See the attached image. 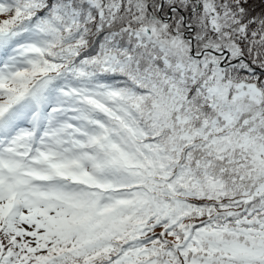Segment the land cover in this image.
I'll list each match as a JSON object with an SVG mask.
<instances>
[{
  "label": "snow or ice",
  "instance_id": "obj_1",
  "mask_svg": "<svg viewBox=\"0 0 264 264\" xmlns=\"http://www.w3.org/2000/svg\"><path fill=\"white\" fill-rule=\"evenodd\" d=\"M0 264H264V0H0Z\"/></svg>",
  "mask_w": 264,
  "mask_h": 264
}]
</instances>
